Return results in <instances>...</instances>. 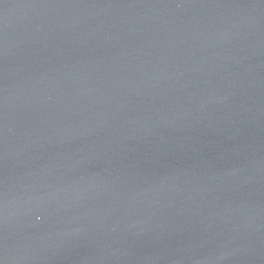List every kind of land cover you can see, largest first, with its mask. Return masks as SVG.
<instances>
[{
	"label": "water",
	"instance_id": "obj_1",
	"mask_svg": "<svg viewBox=\"0 0 264 264\" xmlns=\"http://www.w3.org/2000/svg\"><path fill=\"white\" fill-rule=\"evenodd\" d=\"M0 264H264V0H0Z\"/></svg>",
	"mask_w": 264,
	"mask_h": 264
}]
</instances>
